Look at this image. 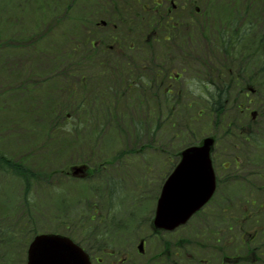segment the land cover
<instances>
[{
    "label": "rangeland",
    "instance_id": "rangeland-1",
    "mask_svg": "<svg viewBox=\"0 0 264 264\" xmlns=\"http://www.w3.org/2000/svg\"><path fill=\"white\" fill-rule=\"evenodd\" d=\"M189 1H184L188 8L184 20L198 22L200 16L191 10ZM195 1L198 7L206 5L204 0ZM143 2L146 0H118L114 7L119 13L114 16L113 7L106 9L109 0H0V153L23 160L33 170L27 192L22 178L0 169V217L11 215L3 221L4 226L16 233L14 239L0 243V264H26L28 242L36 233L60 232L83 241L89 225L94 230L104 229L107 220L116 226L128 211H137L134 204L142 202L139 211L150 213L161 185L180 159V151L205 136L218 137L213 152L215 169L220 161L228 165L225 153L230 143L224 131L229 127L218 122L241 114L228 101L225 107L211 111L217 104L209 108L210 95L201 86L185 90L190 75L195 77L189 66L185 78L169 80L184 88L172 90L181 95L174 125L163 118L159 127L143 129L137 136L135 127L151 122L132 101H122L118 108L134 114L130 120L120 121L119 129L101 114L97 119L91 116L88 126L84 123L89 116L86 109L113 108L118 93L110 94V90H125L127 75L122 61L117 66L109 64L105 71L103 53L85 57L87 35L106 36L110 26H96V21L105 19L119 23V38L143 42L148 24L136 20L138 16L148 18L141 13ZM235 7L228 6V0H216L214 13L232 14ZM124 23L129 24V32ZM67 52L74 58L59 61ZM81 79L88 90L82 89ZM107 86L111 89H101ZM231 98L236 102L242 99L235 92ZM79 102L85 107L76 116L74 108H68ZM258 116L261 123L264 115ZM241 119L246 122L251 116L248 113ZM81 163L91 166V177L67 175L71 165ZM240 170L244 175L241 166L237 174L241 176ZM95 212L102 216L100 225L91 220Z\"/></svg>",
    "mask_w": 264,
    "mask_h": 264
},
{
    "label": "flooded vegetation",
    "instance_id": "flooded-vegetation-1",
    "mask_svg": "<svg viewBox=\"0 0 264 264\" xmlns=\"http://www.w3.org/2000/svg\"><path fill=\"white\" fill-rule=\"evenodd\" d=\"M172 6L159 2L158 11L167 17V31L161 39V30L151 31L147 38L155 62L162 53L173 46L182 52L179 40L171 38V29L178 34L183 25L173 22V11L178 10L175 0ZM148 7L147 4L143 6ZM182 5V14L186 9ZM106 45L107 60L111 55H123L121 40ZM100 42H96L98 46ZM130 50H138L136 42L129 41ZM177 57V54H176ZM171 60V59H170ZM186 70L177 69L173 80H178ZM162 66L155 73L152 90H180L173 86V68L167 79ZM178 86V85H177ZM247 97L250 95L246 93ZM251 100V99H250ZM247 114L248 105L239 104ZM261 121V120H260ZM246 123L231 121L229 131L234 150L228 166L217 170V188L212 199L189 220L173 229L158 228L154 224L156 208L149 215L134 214L117 222V230L91 231L89 237L78 242L89 255L91 264H264V119ZM245 159L241 176L237 174L240 159ZM227 171V172H226ZM151 214V215H150Z\"/></svg>",
    "mask_w": 264,
    "mask_h": 264
},
{
    "label": "trees",
    "instance_id": "trees-1",
    "mask_svg": "<svg viewBox=\"0 0 264 264\" xmlns=\"http://www.w3.org/2000/svg\"><path fill=\"white\" fill-rule=\"evenodd\" d=\"M204 1L206 5L198 17L199 21L194 23L189 19L190 26L188 27L187 39H189L190 44L188 45L187 57L190 69L195 71L197 67V72L203 77V79L199 78V81L203 83L204 90L210 95L209 108L215 102L217 105L212 107L211 111H216L225 104V100L232 92L231 90H241L245 84L250 82L258 84L260 89L264 90V28L262 27L264 18L256 19L257 22L254 23L253 19H250L258 15V10L264 0H228V6L233 4L236 6V11H232V14L230 11L226 15L217 10L214 13L216 0ZM240 4H244L242 9H240ZM251 8H254V13H251ZM83 54L89 56V51L87 54ZM70 55L68 60L74 58L72 54ZM150 63L151 59L148 55L140 56L133 61H126L128 77L124 80V86L135 81L140 90H122L120 92V90H110L111 88L108 86L102 87L103 90H110V94L118 93L113 108L109 107L106 111L98 112L86 109L85 112L89 116L84 119V123L88 126L91 116L96 117V119L101 116V118L113 122L115 128L119 129V122L130 120L134 114L124 110L120 112L118 108L122 101H132L137 105V111L151 122L149 126L139 125L135 127L133 132L137 136L144 133L143 129H152L154 125L159 127L163 118L169 121L170 125H174L173 119L177 116L179 108L178 99L174 101L172 98H168L164 92L155 102L153 90H142L150 86ZM134 72H137L139 79L134 80L132 77ZM205 77L209 79L205 80ZM81 82L83 84L82 89L86 90L87 88L88 90L89 86L87 87L84 79H81ZM129 97L131 100L128 99ZM257 102L262 103L264 108V100L260 96L257 98ZM84 107L85 104L79 102L68 109L74 108L77 116L82 113ZM164 111L166 114L162 115ZM69 125L74 127L72 123ZM75 129H78V126ZM8 167L15 168L22 173L23 179L29 182L30 186L29 170H22L13 161L8 164ZM15 235V232L5 228L3 223H0V243L14 239Z\"/></svg>",
    "mask_w": 264,
    "mask_h": 264
},
{
    "label": "water",
    "instance_id": "water-1",
    "mask_svg": "<svg viewBox=\"0 0 264 264\" xmlns=\"http://www.w3.org/2000/svg\"><path fill=\"white\" fill-rule=\"evenodd\" d=\"M214 139L181 152V160L167 178L157 205L155 223L173 227L209 199L215 188L210 153ZM75 176L87 175L86 165L71 168ZM28 264H90L86 253L69 237L55 233L37 235L29 248Z\"/></svg>",
    "mask_w": 264,
    "mask_h": 264
}]
</instances>
